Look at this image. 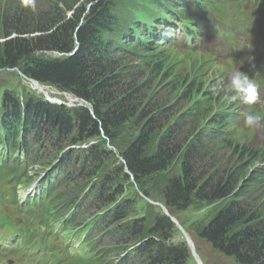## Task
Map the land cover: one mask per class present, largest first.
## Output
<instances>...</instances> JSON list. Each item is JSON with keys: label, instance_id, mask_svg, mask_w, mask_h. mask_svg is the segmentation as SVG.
Listing matches in <instances>:
<instances>
[{"label": "trees", "instance_id": "1", "mask_svg": "<svg viewBox=\"0 0 264 264\" xmlns=\"http://www.w3.org/2000/svg\"><path fill=\"white\" fill-rule=\"evenodd\" d=\"M15 1L17 5L0 0V70H21L89 107L51 103L22 82V98L13 89L5 90L2 189L13 191L23 179L31 181V176L15 174L23 161L44 165L48 179L55 177L64 185L51 190L43 204L49 221L68 236L104 245L121 257L119 264H196L180 229L140 192L162 201L216 251L240 264H264V201L249 207L243 200L248 187L264 190V148L242 143L233 132L235 99L228 85L219 82L227 70L223 53L208 44L216 38L227 42L233 54L226 63L241 64L254 75V62L264 56L254 30L245 33L244 42L229 32L233 17L250 19L264 0H89L87 10L84 6L76 14L75 9L73 16H66L63 0L48 1L46 11ZM76 3L70 0L69 6ZM2 5L7 9L2 11ZM176 32L183 36L182 49L172 42ZM130 58L136 64L117 61ZM150 64L161 79L158 88L167 87L169 93L191 86L186 78L192 64L203 71L198 78L206 74L200 80L215 98L205 108L198 103L197 110L202 121H211L189 126L187 141L175 143L193 111L171 124V114L165 116L176 106L169 100L176 93L155 111L154 93L125 80L133 72L140 75L133 68ZM50 135H56L54 141ZM43 136L50 143L39 149ZM206 141L222 143L217 149L233 142L237 146L226 159ZM213 160L231 164L218 179V167L209 164ZM78 164L82 167L76 170ZM209 206L218 207L213 216L195 217L189 224L184 219L189 211Z\"/></svg>", "mask_w": 264, "mask_h": 264}, {"label": "rangeland", "instance_id": "2", "mask_svg": "<svg viewBox=\"0 0 264 264\" xmlns=\"http://www.w3.org/2000/svg\"><path fill=\"white\" fill-rule=\"evenodd\" d=\"M10 1L15 2V4L17 5V1H15V0H10ZM18 1H20V0H18ZM48 1H53V0H28V2H30V4L32 5V7L34 9H39V10H43V11L48 10V8H49ZM63 1L68 6V9H66V10L63 9L66 16H73L75 9H76V14H77L79 12V9L84 7V6H86V8H85V11H86L87 8L90 6L89 0H77V3L73 7L69 6L70 0H63ZM60 7L63 8L64 6H60ZM6 9H7L6 6H4V5L1 6L2 11L6 10ZM261 37H262V40L264 41V20L261 22ZM2 38L0 40H2ZM103 55H104V57H107V56L109 57L107 52L104 50H103ZM120 60L125 61L127 64H129V66L136 64L135 58L118 59L117 61H120ZM153 66H154V64L147 65L146 68L142 69V70L133 68V70L138 71L140 73V75L137 72H133L132 74H129L127 76L128 78H125V80H127L131 84L138 83L137 85L140 87L146 85V87L144 88V92L145 93H151V92L154 93V95H150V96L153 97L154 110L155 111H160V108L162 107L161 102L164 99H168L173 93H176V96L169 98V100L171 101V104L176 103V106L172 110L167 112L165 116L168 117L171 114V116H170L171 120H169V119L167 120V124H171L174 120L178 119L182 115L183 112H185L187 110L193 111V113L189 117H187V120L184 121L186 123L185 124L186 131L181 133L180 136H178L176 138L175 143H177L178 140L181 142L187 141V136L189 135V132H188L189 126L196 125V127L198 128L199 123L202 126V124L206 125V123H209L211 121V119H207V120L202 121L201 120L202 114H201V112H199L197 110V104L198 103H200L201 108H205L208 105V102L214 101V98H215L213 95H211L207 92V89H205L204 83L200 80V79H202V80L207 79L206 74L201 76L200 78H198L196 74L198 72L203 73V71H200L196 64H192L190 67V71H189L190 76H188L186 78L187 81L189 80L190 82H192L191 86L190 87L180 86L173 93H169L167 91V87L158 88L157 84L159 82H161V79L157 73V70H155V68ZM226 68H228V66ZM162 73L164 74L165 72H162ZM230 78H231L230 74H227L225 76H221L220 82L227 83L230 80ZM28 80H33V79L26 76L20 70H8V71L0 70V124H1V120H2V111H3V109H2V93H3L4 88L2 87L3 86L2 83L5 81L8 82L9 84H11V83L16 84L17 82H22V83H28L32 87H36V86L32 85V83ZM192 84H193V86H192ZM44 87H48V88L52 89V90H50L51 94L47 90H45ZM40 88L41 89H39V88L38 89L40 91L44 92V94H47L50 96H57V97H61V98L64 97L68 103H77V104H83L84 103V101L82 99H78L75 96H73L72 94H70L69 92L63 91V90H61L55 86L40 85ZM199 88H200V91H199L198 95L195 94V97L190 95L192 91L196 92V90H198ZM53 90H56L57 93H52ZM177 92H180V93L183 92V93H181L178 96ZM157 93H159L160 95ZM147 100H148V98L143 99V101H147ZM262 104L263 105L258 103L253 107V109L256 110L255 115L258 117L257 123L254 126H248V124L246 122L247 116H245L244 119L240 120L239 122H237V123L234 122L233 129H234V133H236L237 135L240 136L242 143H245V144L250 145V146L253 144L261 143L260 145L263 148L264 147L263 146L264 145V99L262 101ZM213 109H215V108L213 107L211 111H213ZM249 110H251V108H249ZM259 112H261L262 114H259V116H258ZM209 115L210 114L208 113L206 118ZM55 138H56V135H50L51 141H54ZM49 143H50L49 137L43 136L42 139L38 143V148L39 149L40 148H47ZM206 143L209 144L207 141H206ZM242 143L239 142V145H241ZM217 144H222V143H216V144L214 143V144H209V145H212V148H214L212 150L219 151V154L221 155V157L226 158V159H228V157L231 156L232 150H234L235 147L237 146L235 144V142H233L231 144V146H229V147L223 144V149H217L218 148L216 146ZM153 145H154V143H153ZM234 161H236V159H234ZM213 163H215L219 169V172L216 175L217 179L222 174V172L224 174L225 171L231 165L230 163H226L225 161L222 163V162H217L216 160L211 161L209 164H213ZM44 167H45L44 165H41L40 168H39V166H35L33 168V173H34V171H39L40 169H43ZM81 167H82V165L78 164L75 169L79 170ZM64 171H62V173H64ZM241 183H240V185H241ZM250 189H251V187H248V189L244 190L243 193H244L245 198L243 200L245 201V206L254 207V206L259 205L260 203H262L264 201V190H258L257 191L254 188H252L253 190H250ZM12 195H13L12 189H8L7 194L4 198V201H2V200L0 201V209L3 205L6 206L7 209L10 208V206L12 204L11 200H14V195L13 196ZM217 211H218V207H215V206H209L204 211H200V212H198V211L196 212V211L191 210V211H189V213H187V216H184V219L189 224L191 222V220L194 219L195 217L202 219V218H205L208 216H213ZM38 226H39V224L36 222H26V229L22 230L19 233L23 234V235H31L30 231L32 229L38 227ZM4 227H6V226H4ZM115 232L116 231H114V233ZM114 237H116V235ZM192 237L194 238V240L196 242L197 250L199 251L201 261H203L204 264H239L234 258L228 257V256L221 254L220 252L216 251L209 243L200 239L196 234H192ZM24 249L25 248H23V250ZM23 250H15L14 254L15 253L18 254V253L22 252ZM131 264H136V262L132 261Z\"/></svg>", "mask_w": 264, "mask_h": 264}, {"label": "clouds", "instance_id": "3", "mask_svg": "<svg viewBox=\"0 0 264 264\" xmlns=\"http://www.w3.org/2000/svg\"><path fill=\"white\" fill-rule=\"evenodd\" d=\"M25 2V0H22ZM230 88L237 96L233 99L239 97L244 103L252 104L255 103L258 98V90L256 83L249 78V75L241 72L235 71L231 74ZM217 88L214 86L213 91L215 92ZM258 117L254 114H249L246 117V122L248 126H254L257 123Z\"/></svg>", "mask_w": 264, "mask_h": 264}, {"label": "water", "instance_id": "4", "mask_svg": "<svg viewBox=\"0 0 264 264\" xmlns=\"http://www.w3.org/2000/svg\"><path fill=\"white\" fill-rule=\"evenodd\" d=\"M45 95L48 97L47 94H45ZM49 99H50L52 102H56V101H57V100H54V99H51V98H49ZM126 168H127V167H126ZM146 199L150 200L149 198H146ZM150 201H151V200H150ZM151 202H153V201H151ZM153 203H155V204H159V205H161V206L165 209L166 213L169 214V216L171 217V219L177 224V226H178V227L181 229V231L183 232V234H184V236L186 237L187 241L190 243V245H191V247H192V251H193V253H194V246H193V242L190 240V235H189V233L184 229V227L181 225V223L179 222L178 218L175 217V216H173V215H171V213H169L168 209H167L166 207H164V205H162L161 203H159V202H153ZM194 256H195V254H194ZM195 257H196V260L198 261V263L201 264V262H200L198 256L196 255Z\"/></svg>", "mask_w": 264, "mask_h": 264}, {"label": "bare ground", "instance_id": "5", "mask_svg": "<svg viewBox=\"0 0 264 264\" xmlns=\"http://www.w3.org/2000/svg\"><path fill=\"white\" fill-rule=\"evenodd\" d=\"M126 3V2H125ZM116 9V8H115ZM121 16V15H120ZM121 18V17H120ZM44 89L45 90H47L50 94H51V91L50 90H52V89H50V88H48V87H44ZM52 93H57V91L56 90H53V92ZM18 111V110H17ZM31 113V112H30Z\"/></svg>", "mask_w": 264, "mask_h": 264}, {"label": "snow or ice", "instance_id": "6", "mask_svg": "<svg viewBox=\"0 0 264 264\" xmlns=\"http://www.w3.org/2000/svg\"><path fill=\"white\" fill-rule=\"evenodd\" d=\"M25 2L27 3V2H28V0H25Z\"/></svg>", "mask_w": 264, "mask_h": 264}]
</instances>
